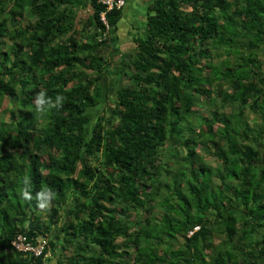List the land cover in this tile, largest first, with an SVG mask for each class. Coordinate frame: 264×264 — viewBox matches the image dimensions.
Wrapping results in <instances>:
<instances>
[{"label":"trees","instance_id":"obj_1","mask_svg":"<svg viewBox=\"0 0 264 264\" xmlns=\"http://www.w3.org/2000/svg\"><path fill=\"white\" fill-rule=\"evenodd\" d=\"M77 1L0 0V264H264V0Z\"/></svg>","mask_w":264,"mask_h":264},{"label":"built area","instance_id":"obj_2","mask_svg":"<svg viewBox=\"0 0 264 264\" xmlns=\"http://www.w3.org/2000/svg\"><path fill=\"white\" fill-rule=\"evenodd\" d=\"M102 3L107 5L108 10L112 9L114 6L117 9L125 6V0H102ZM101 18L104 20V14L101 15ZM104 22L106 24L105 20ZM196 229H198V227H194L193 231ZM193 231H190L189 235H191ZM11 246L24 256L30 255L33 257H39L48 246V236L39 235L37 237L28 238L26 235L20 233L12 240Z\"/></svg>","mask_w":264,"mask_h":264},{"label":"crops","instance_id":"obj_3","mask_svg":"<svg viewBox=\"0 0 264 264\" xmlns=\"http://www.w3.org/2000/svg\"><path fill=\"white\" fill-rule=\"evenodd\" d=\"M83 1L87 3L86 2L87 0L77 1L76 3L77 5H75L77 10L79 11L83 10L82 8L84 7L82 6ZM145 1L146 0H126L125 1V6L123 8V20L121 24L124 27L120 31L123 35L119 37V41H118L119 44L130 42L131 41L130 39L133 38V34H135L136 32H139L141 23L143 22L140 20H143V10L145 8ZM134 26L135 28H133Z\"/></svg>","mask_w":264,"mask_h":264},{"label":"clouds","instance_id":"obj_4","mask_svg":"<svg viewBox=\"0 0 264 264\" xmlns=\"http://www.w3.org/2000/svg\"><path fill=\"white\" fill-rule=\"evenodd\" d=\"M64 99H65V97H63L62 95H57L55 97V100L53 101L52 98L47 97V94L44 91H40L39 93H37V95L34 98L35 109L38 113L43 114L48 109L62 107ZM25 179L28 180L27 177ZM21 196H22V198H24L26 200L32 199L31 192L25 188H23L21 190ZM44 196H45V194L42 193L41 198H43ZM39 207H41V208L47 207V204H39ZM18 234H20V233H18ZM22 234H24V233H22ZM24 235H26V234H24ZM37 236H39V235H37ZM37 236H34V237H37ZM28 238H30V237H28ZM45 256L48 257L49 252Z\"/></svg>","mask_w":264,"mask_h":264},{"label":"rangeland","instance_id":"obj_5","mask_svg":"<svg viewBox=\"0 0 264 264\" xmlns=\"http://www.w3.org/2000/svg\"><path fill=\"white\" fill-rule=\"evenodd\" d=\"M85 4H86L85 1H83V2H82V6H84V7H82V8H83L84 10H86V6H85ZM115 66H116V65L113 64V65H111V67H109V74H108V77H109V78H108V79H113L114 81L117 82L118 79L116 78ZM118 82H119V81H118ZM6 105H7V99L5 98V99H4V103H3V105H2V109H4V107H6ZM96 109H97V110H101L102 107L97 106ZM91 113H92V114H96L97 112H96L95 110H93ZM199 154L202 155V153H201L200 150H199ZM208 162H209V161H208ZM214 165H215V163H214ZM46 204H47V207L50 206V203H49V202H47ZM70 206H71V205H69V204L66 205V206L64 207V210H65V211H68V209L70 208ZM46 218H47L46 214L42 212L41 219L45 221ZM50 264H56V263H55V258H54V257H53V260H52V262H51Z\"/></svg>","mask_w":264,"mask_h":264}]
</instances>
